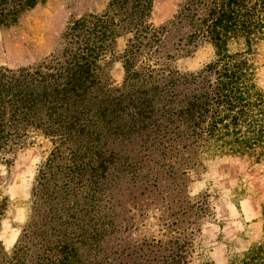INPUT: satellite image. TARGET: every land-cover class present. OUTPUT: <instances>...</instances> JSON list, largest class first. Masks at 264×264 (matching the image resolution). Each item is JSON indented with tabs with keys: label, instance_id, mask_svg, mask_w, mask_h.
Here are the masks:
<instances>
[{
	"label": "trees",
	"instance_id": "1",
	"mask_svg": "<svg viewBox=\"0 0 264 264\" xmlns=\"http://www.w3.org/2000/svg\"><path fill=\"white\" fill-rule=\"evenodd\" d=\"M44 1L0 0V27L16 24ZM152 3L109 0L101 14L69 21L49 64L0 70V162L11 165L19 149L42 136L51 149L39 176L54 167L86 176L80 185L84 205L120 182L140 183V198L130 199L127 216L91 214L76 232H62L51 243L44 242V230L52 219L60 226L63 216L75 220L81 209L49 210L40 219L35 213L10 254L0 241V264H215L203 252L195 254L201 219L192 213L200 201L185 189L216 153H244L256 162L264 156V89L256 71L264 0H188L178 17L203 5L195 35L212 43L215 58L199 74L174 71L165 79H154L149 67L146 76L134 69L129 55L139 29L150 27ZM162 30L152 29V37ZM120 32L130 35V48L123 82L110 89L101 82L99 62L113 53ZM14 214L0 195V223ZM261 218V239L228 264H264V204ZM34 232L44 244L27 263L26 239Z\"/></svg>",
	"mask_w": 264,
	"mask_h": 264
},
{
	"label": "rangeland",
	"instance_id": "2",
	"mask_svg": "<svg viewBox=\"0 0 264 264\" xmlns=\"http://www.w3.org/2000/svg\"><path fill=\"white\" fill-rule=\"evenodd\" d=\"M187 1L153 0L152 11L147 19L150 27L139 29L135 35L133 53L129 54L134 69L146 76L149 74L146 70L149 67L154 69V79H165L174 71L199 74L214 60L215 48L212 43L195 35L198 32L197 26H202L200 20L205 12L203 5L195 4L190 12H184L178 17ZM108 2L109 0H46L22 14L16 24L0 27V70H32L49 64L60 48L61 34L69 21L90 13L101 14L106 10ZM162 26L165 27L162 35L152 37V29L158 30ZM129 37L126 32L118 33L112 44L113 53L107 54L99 62L102 66L99 72L101 82L110 89L120 87L123 82V56L129 47ZM257 50V81L264 89V43ZM204 77L205 74L198 78L199 85L205 80ZM191 88L193 87L189 86ZM33 141L34 144L25 145L16 152L11 165L0 162V195L8 197L15 212L9 220L3 219L0 223V241L7 254L16 246L22 227L35 213L39 214L40 219L49 210L55 215L59 211L70 212L71 207L81 209L75 214V220L71 221L63 216V221L58 223L60 226H56V219H52V224H48V229L44 230V242L49 243L60 239L62 232L65 235L76 232L82 220L87 223L86 219L91 214L94 217L100 214L128 215L131 209L130 199L139 197V182L136 181L133 185L120 182L119 187L111 188L104 195L95 194L94 201L84 205L85 190L80 189V185L87 177L70 173L66 169L63 170L67 172L65 174L60 172L62 169L59 167L51 168L43 177L39 176V169L46 153L51 149V143L42 136L35 137ZM126 188L131 190L130 194L125 193ZM185 190L190 197L199 195L196 201H200L192 213H198L201 219V232L195 240V254L203 252L215 264H228L231 258H242L250 246L261 239L264 156L256 162L244 153H216L204 162L200 173L192 175ZM146 197L147 195L142 199L145 200ZM246 200L254 202L255 210H243ZM22 202L26 212L20 209ZM46 219L49 221V217ZM64 220L69 225H63ZM38 234L39 232H34L26 239L29 247L27 263L35 258L41 243L44 244L43 238Z\"/></svg>",
	"mask_w": 264,
	"mask_h": 264
},
{
	"label": "crops",
	"instance_id": "3",
	"mask_svg": "<svg viewBox=\"0 0 264 264\" xmlns=\"http://www.w3.org/2000/svg\"><path fill=\"white\" fill-rule=\"evenodd\" d=\"M253 203H254V202H251V201H247V200H246V201L243 203V210H244L245 208H246V210H245L246 212H248V209L253 210V208H254V210H255V208H256L255 206H256V205H255V204L253 205ZM247 205H250V206L247 207ZM20 209H21V208H20ZM246 212H245V214H247Z\"/></svg>",
	"mask_w": 264,
	"mask_h": 264
}]
</instances>
